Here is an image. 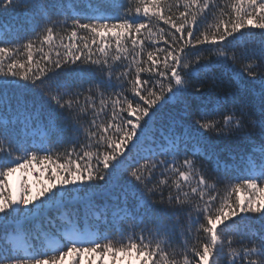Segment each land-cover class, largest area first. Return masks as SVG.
I'll return each mask as SVG.
<instances>
[{
	"label": "snow or ice",
	"instance_id": "6c2138e0",
	"mask_svg": "<svg viewBox=\"0 0 264 264\" xmlns=\"http://www.w3.org/2000/svg\"><path fill=\"white\" fill-rule=\"evenodd\" d=\"M70 3L0 0V264H264V0Z\"/></svg>",
	"mask_w": 264,
	"mask_h": 264
},
{
	"label": "trees",
	"instance_id": "16d2710c",
	"mask_svg": "<svg viewBox=\"0 0 264 264\" xmlns=\"http://www.w3.org/2000/svg\"><path fill=\"white\" fill-rule=\"evenodd\" d=\"M92 2L95 3V0H92ZM129 2L135 3L136 0H129ZM186 2H187V0H180L181 6L183 5V3H186ZM229 2H230V0H221L222 4L229 3ZM72 3L79 5V11L81 12V14H84L88 11L89 0H72ZM72 3L69 4V9H72ZM166 3L169 5H176L177 0H166ZM16 12H17V16L14 17V19H23V13L25 12V9L23 7H20V8H17ZM5 19H8V18L5 17ZM215 19H216L215 16H210L208 18V20L206 21V23L202 24V27H206L207 24L213 23L215 21ZM161 26L164 27L165 29H167V25H161ZM56 31L59 33V36L64 37V42L67 43L68 40H67V36L65 35L64 31L59 26L57 27ZM85 38H87V37H85ZM59 42H60L59 39H57V43H59ZM37 46H39V45H37ZM44 49H45V51H47L48 46L44 45ZM40 55H41L40 53L34 52L35 58H39ZM53 56H54V50H53ZM25 58H26V53H24L23 55H20L18 57V59H20L21 61H23ZM236 70L238 71L239 69L237 68ZM62 154H63V148H61L59 150H54V157L53 158L55 159L57 156H60L61 159L58 162H63ZM42 167H43L42 165H37L30 172H19V173L14 174V175L20 176L19 191H20V187L22 184L27 183L30 187L33 188V190H38L40 185L44 184L47 181V173H45V175L43 177H41L40 169ZM9 179H10V177L8 178V183H9ZM224 187L225 186H223V185L220 186L221 192L224 191ZM9 191L11 192L10 187H9ZM229 194L233 198H235L237 196L244 197L247 195V193H245V192L231 193L230 189H229ZM51 214L54 216L57 215V210L53 209ZM173 219H175V218H173ZM181 243H183V238H181L179 241H177V245H176L177 248H178V245Z\"/></svg>",
	"mask_w": 264,
	"mask_h": 264
},
{
	"label": "rangeland",
	"instance_id": "374dc122",
	"mask_svg": "<svg viewBox=\"0 0 264 264\" xmlns=\"http://www.w3.org/2000/svg\"><path fill=\"white\" fill-rule=\"evenodd\" d=\"M19 182H20V176L18 175L11 176L9 179V185L11 191H15L17 194H19Z\"/></svg>",
	"mask_w": 264,
	"mask_h": 264
}]
</instances>
